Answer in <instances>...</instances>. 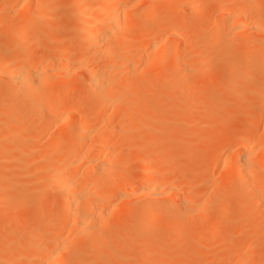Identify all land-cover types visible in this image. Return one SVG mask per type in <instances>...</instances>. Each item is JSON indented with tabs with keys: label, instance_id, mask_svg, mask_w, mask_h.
Instances as JSON below:
<instances>
[{
	"label": "rangeland",
	"instance_id": "1",
	"mask_svg": "<svg viewBox=\"0 0 264 264\" xmlns=\"http://www.w3.org/2000/svg\"><path fill=\"white\" fill-rule=\"evenodd\" d=\"M227 1L231 3L229 8H233L235 7L233 3L237 0ZM22 2L24 3V0H8V2H5L8 3V5L5 4L4 10L2 9L4 3L0 5V37H3L2 39L6 44L7 40L10 39L14 46L11 47L16 48L18 46L21 51L24 49L26 50V48L29 50V47H32V43L35 41L42 42L41 40L46 39V37L51 41L49 42V45L58 46L67 51H73L75 55L71 57L72 59H69L73 60L71 61L73 64H70V61H68L67 65L70 64L72 66V68H69L71 67L69 66L68 70L70 73L74 72L76 75L75 77L73 76L74 79H71L70 83L65 87L51 85L50 88L46 87V90L40 88V90L43 89L45 92L41 91V93L39 90V94L41 98L46 94H55L58 91H65L69 94L75 91V93L72 94H77L84 85L85 75L83 76L82 72L76 70L77 62L79 61V55L78 53L76 54V52H82V50L91 51L92 48L104 45V43H97L96 47L95 45L90 46L86 43L85 37V32L86 29H88L89 23L95 19H99L103 14L99 9L100 0H41L39 3L29 2V5L27 4V6H30V8L32 6L31 9H34V11L37 10L40 15L39 20L31 29L19 32V28L22 24L16 20V14L23 7ZM141 2L142 1L138 0L134 5L140 8L143 4L140 5ZM25 3L28 2L25 1ZM220 4V0H203L202 4L201 0H199L195 15L192 16L193 18L186 17L187 14L184 12H175L168 17H164L160 11L155 15V19H152V23H150L151 27L153 25L156 26V24L158 27L161 25L160 28L163 26H165L164 28L174 27L178 32L181 31L184 35L185 41L188 39L189 44L186 42L185 45H187V47L189 46V48L186 50L184 48V51H186L185 53L187 56L188 52L190 53L187 63L194 66L191 70V74L192 77L199 80L197 86L194 87L192 83H189L185 87H180L177 84L169 83L164 89L165 85L161 78L163 70L177 72V70L170 68L169 61L167 62L172 49L170 53H168L170 55L165 52L166 55L161 59L156 56L158 53L155 52L156 50L152 49V45H149L150 48L148 46L149 49L146 48V51L144 48L148 44H144L138 48L139 50L135 48L136 51L135 53L133 52L136 54H133L135 57L129 56L130 59L131 57L135 58L131 63L133 62L134 67L136 68L135 71L130 72L131 75H129V78H132L134 81L136 76L135 79L139 80H135V82L126 90L121 91V96L115 100L116 105L119 103L120 110L126 109L127 107L120 105L122 100L138 102L128 107L127 115L124 118L116 120L118 118L115 116H109L110 118L108 117V121L105 120L106 117L104 119L101 118L96 123L97 127L103 124V128H100L104 130L107 129L104 122H106L107 127H110V124L116 121V125L112 124L115 129L118 130L120 128L116 133L122 135L125 134L123 135L125 138L128 136L126 139H129L132 135L133 140V142L131 141V138L129 140V142H132L133 147L131 144L128 148L124 146L121 147V145V148L119 145H114L115 147L113 148L112 146L108 147L109 149H106L99 155L101 160L102 158L105 160L106 155L109 156L107 154L108 151L112 158L122 156L123 154L121 150H123L126 157H132L131 160H134V158L137 159V157L141 158V155L142 157H144L143 155L146 156L142 159H147L149 156L153 155V158L150 159L154 160V157H156L154 161L157 162V159L159 158L157 164H155L156 162L153 163L154 166L159 165L162 168L167 165H161L162 159L168 155H173L174 160L166 166V169L164 167L162 168L164 172L169 174V172L171 173V171H173V166L171 164L175 165V167H182L183 169L172 179H166L165 181L167 182L165 185L168 183L173 186L175 185L176 188L174 186V189L176 192H179H177V195H179L182 200L184 199L187 201L189 206H192L193 208L189 211L175 208L177 210L164 212L159 219L157 218L152 221L146 217L150 211H148L147 214L145 212L144 215L139 214L138 217V215L133 214L135 210L134 207L130 206L122 212L123 217H121L117 214V210H115L116 212H113L112 217L107 219L103 225L105 231L104 235L98 236V234L93 233L92 236H87L85 240L82 239L83 242L81 239V241H79V239L74 240L75 244H81V246L77 247V245H75L77 251H74L73 245V250H71L74 252L67 251L72 252L73 259L74 257H77V260L75 258V261L81 264H88L89 262H92V264H264V203L262 207L258 204V201L260 200L257 198L258 196L253 197L248 202L246 193L248 192L249 187L247 186V188L244 185L236 183L235 174H232L234 177L227 176L229 178L225 179L224 177H226V175L221 173H224V169L226 168V165H224L226 164L224 162L225 160L227 163L228 161H231V163H229L233 164L232 161L234 162L236 159L234 158L236 157V154L235 156L231 155V158L233 157L234 160L229 158V154H231V151L234 150V147L237 144L236 142H239L245 135L253 134L254 136L252 137H254V139L251 137L252 142H249V147L250 145L251 148L252 146L255 147L252 148L255 150H252L253 152L251 151V158L255 157L253 158V161H255L253 164L257 166L259 163V167H256L255 165L252 167L253 170L257 169L254 171L259 173L260 179L264 182V85L262 84L264 81V69L258 70V74L251 82H246L245 79H243L238 86L227 84L226 80L222 77L223 74H226L231 78L240 71H247L255 68L259 69L258 60L261 56L264 57V54L257 52V55L251 59H242L237 48L241 50V48L246 45H258L262 40H260L259 36H255L256 34H250L251 32L247 33L242 31V34L239 35H244V37L239 35L235 36L233 34L235 29L231 27L232 30L229 26L232 23V19L237 16L235 13L236 9L234 8L235 11L231 9V13H229L231 11L229 9L230 11L228 14H230V17L228 16L226 18L228 20H225L224 23L217 19L216 10ZM134 5L131 4V7ZM24 7H26V4ZM131 7L129 6V8ZM138 8L135 7L134 9V7H132L131 10L136 11ZM131 10H128L129 14L132 12ZM134 11L133 13H136ZM139 11L140 9L138 10V13L140 14ZM253 11L255 12H252L250 17L247 15L249 20H246L245 18V21H247L249 26H247L246 22L245 26L244 24L242 26L251 27L253 26L252 22H254V26L257 23H263L264 7ZM232 13L234 14V17ZM137 15L138 14H136V16ZM214 22H217V25L219 24L217 28H215L216 24L215 27L213 26ZM202 24L205 25L206 29L204 26L202 27ZM133 26L131 25L130 30H132ZM134 28L137 30L136 25ZM251 28L247 29L252 30ZM218 29L219 31L216 32ZM43 31L46 37H41L39 35L40 33L43 34ZM164 32L166 34V31ZM163 34L162 37L164 38L166 35ZM235 34H237V32ZM151 36L149 37L150 40ZM4 37L7 38L6 41ZM162 37H157L156 39L159 38L158 41L152 39V42H155L153 40H156V42H162L163 39L160 40ZM238 38L240 39L238 40ZM2 39H0V42L3 44V41H1ZM10 40H8V42ZM236 40H238L239 43L236 44ZM131 43L132 42H129V47L133 45ZM230 46L232 52H227L226 50ZM132 47H135V45ZM161 47L163 48V46ZM161 47L159 48L161 49ZM102 48H104V46L100 49ZM1 49L2 48L0 47V60L1 57H5L7 54L6 50ZM41 49H34L35 51L30 49L29 51L40 52L43 54V57H40L41 60H38V57L35 59V64L37 62L40 63L42 59L43 64L41 62V65L38 64L35 66L34 63H32L29 64V67L27 66V68L31 69L30 67L32 66L39 69L47 64L46 62L49 61L48 59L50 57V61L58 59V61H55V64L53 63L54 65H57L59 60L64 57V53H61L60 51H55V54L49 53L51 56L48 57L47 53L43 52ZM135 49L132 48L131 50L133 51ZM28 50H26L27 53L25 54L30 56ZM94 50L95 49L92 50V54L90 53L92 56L89 57L90 61H88L91 63L93 60V64L91 63L92 65H95L96 61L103 57V53H98L99 50H96V56ZM187 50L189 51L187 52ZM100 51L103 52L102 50ZM141 51L146 52H143V54ZM166 51L168 50L166 49ZM195 51L197 52L195 53ZM113 52H111V55L110 53L106 54L108 57L112 56L111 59L115 60L118 53L116 54L115 52L114 56L112 55L114 54ZM139 52H141V54ZM41 54L39 55L41 56ZM126 54H119L120 57H117L115 67L110 68L114 70L111 71L110 69L105 68V73L108 74L112 72L113 75H110H112L111 77L116 78L115 80H118L117 78L120 79L121 77H125V72L123 71L124 68H119L122 71L115 68H118L119 65L116 67V64H120L121 59H125L124 56ZM129 54L131 55L132 53L129 52ZM137 54L138 56L143 55L145 61H141V63L145 62L146 67L143 66L142 68L141 63L138 61L143 59L140 56L138 57ZM45 57L48 58L45 59ZM200 57H202L203 60L202 58L200 59ZM44 60H46V62ZM126 60L129 59L126 57ZM149 60L152 61L149 62ZM192 60L193 62H191ZM127 62L130 63V60ZM164 66L167 68H164ZM130 68L134 69L133 64H131ZM144 68L147 69V72H145L146 69ZM106 70H110V72ZM75 71L79 73L76 74L77 72L75 73ZM28 79L27 81L29 82L30 80ZM0 85V153L4 156H6L5 154L14 156L12 157V161L11 159L9 160V158L3 160L4 156L3 158H0L2 159L0 161V171H5V174L0 173V264H46L45 260L47 251L45 248L49 250L52 245V243L48 241V237L50 234H53L55 226L60 222L51 225L45 233H42V230L49 225L55 214L60 211L61 202L59 199L47 201V197L53 195L55 185L54 175L49 174L47 166L44 167V163H47V165L51 164L52 161L48 162L47 160L52 148H55L56 151L55 153L54 151L52 152L54 154H51L49 160L53 157L54 160L51 159L53 162H56L61 158L62 154L68 150L73 142L69 136L56 137L54 135L55 128L49 129L46 132L43 131L41 125H39V120H37L38 118L36 119L37 122L34 120L36 115L33 117V120L30 118L24 125L23 118L25 113L31 107L33 108L35 106L34 101L29 100L27 101L29 103L25 102L21 108L12 110L11 104L18 99H22L23 94L20 89L21 87L14 85L12 82L10 83L9 81H6L2 76H0ZM10 87L19 94L15 93L10 100H6L4 98L5 90ZM99 94L100 91L99 93H93L92 96L95 98L96 96L98 97ZM110 100L112 104L114 99H109V101ZM61 104L64 106L62 108L64 110L67 101H62ZM111 104L109 106L116 107L114 103L113 105ZM90 105L91 107L94 106V104L91 103L88 104L87 107ZM49 108L50 112H52L54 106H50ZM75 109L72 110V113L74 112L75 114L76 111L77 114H79L80 112L78 111H81V108L77 107ZM36 111V114L39 113L37 116L39 118L45 112V110L38 107L36 108ZM65 111L66 110H64V112ZM155 114H157V116L154 117L153 115ZM125 118L128 119L125 120ZM138 121L139 123H142L139 124ZM118 122L120 124L122 123L121 125H124L125 128H122V126L120 127V125L117 124ZM159 123L161 126L158 125V127L157 124ZM60 124L61 122H58V125ZM100 128L95 129L99 130ZM33 131H36V133ZM90 131V133L88 132L86 135L87 139H89L94 133L92 130ZM98 132L99 131H97V134ZM100 132L99 135H102L103 133ZM127 132H131V135L126 134ZM32 133L34 134L32 135ZM145 134L147 135L145 136ZM31 135L34 138L32 140L35 144L33 141L29 142L31 141ZM99 135L95 136L94 133L92 138L95 139V137ZM140 137L144 138L141 140L139 139ZM86 138L85 141L87 140ZM12 139H14V141L16 140V146L15 144L13 146ZM94 139H89L87 142H91ZM17 141L18 143H21V151H23L25 147L29 148L32 143L37 154L34 153V148L29 149L30 151L25 149L27 153H22L19 151ZM140 141L141 143L143 142L142 145L140 144ZM36 144H38V147H36ZM38 148L40 149L38 150ZM41 148L43 149L41 150ZM30 152H32V155L34 153V156H32ZM157 153L159 157H157ZM20 154L25 155L21 156ZM38 154L42 157L44 155V158H37ZM128 154L129 156H127ZM232 154H234V152ZM125 155H123V157H125ZM16 156L21 159L23 158L22 160L19 159L23 161L20 166L18 165V168L20 167V169L16 167L18 163L13 161L14 158L16 159ZM32 158L34 159L32 160ZM39 159L42 162H40ZM33 161L38 162L32 163ZM137 162L140 163L139 161H136V163ZM222 162L224 163V167L222 166ZM229 166L227 165V167ZM42 167L44 168L42 169ZM8 168L11 170L7 171L9 170ZM45 168L47 169L45 170ZM226 170H228L226 171L228 174L231 172L229 168ZM12 176L17 180V183L15 184L16 186L11 190H6L4 185ZM133 184L136 185L135 183ZM38 186H44L42 192L43 201H41V203H37L33 200L35 188ZM238 191H245V194L236 199L235 194ZM161 197H164V199L166 198L165 194H161ZM259 197L264 199V196L260 195ZM181 199L180 201H182ZM203 204L207 205V210L204 212L200 210ZM133 216L138 217L133 219H136V224L132 220ZM130 218L134 222L131 223L133 225L128 223ZM131 220L130 222H132ZM215 220L222 221L224 224L216 231H213L212 223ZM179 221L186 222L187 224V235H184L183 237L173 236L175 230L182 229V226L178 224ZM239 222L241 223L240 226ZM125 223L127 225H124ZM128 225L131 227H128ZM122 231H124V233ZM140 231L148 232V234L151 233L154 237L150 234L137 238L138 240H134L132 235L138 234ZM193 234L198 239L196 243L189 242V236ZM157 235H159L158 240L156 239V237H158ZM205 240L207 241L205 242ZM70 248L68 249L70 250ZM66 253H64V257H67L70 254L66 255ZM73 253L75 254L74 256ZM62 256L58 257L61 259ZM58 257L57 260L55 258V263L58 262L56 264H61L66 261L68 262L69 260L67 257L68 260H61L62 262L60 263Z\"/></svg>",
	"mask_w": 264,
	"mask_h": 264
},
{
	"label": "bare ground",
	"instance_id": "2",
	"mask_svg": "<svg viewBox=\"0 0 264 264\" xmlns=\"http://www.w3.org/2000/svg\"><path fill=\"white\" fill-rule=\"evenodd\" d=\"M25 1H27L28 3H25ZM133 1L134 0H100L99 9H100V11L103 12V14L99 19H95L94 21L89 23L88 29H86V32H85V37H86V43L90 46L95 45V47H96L97 43L98 44L104 43V45H103L104 48H102V49H100V48L103 46H101V47L97 46V48L100 47V48H98V50L100 49L103 52H101L100 50H99L100 51L99 52L97 50V48H92V50L95 49L94 54H96L98 51V53H100V54L103 53V57L98 59L96 61V64L94 63L95 65H92L93 60L91 61L92 64L88 62V61H90L89 57L92 56L91 55L92 54L91 52H93L92 50L91 51H89V50L83 51L82 50V52H76V54L78 53V55H79V58H78L79 61L77 62L76 70L82 72L83 76L85 75L84 85H83L82 89H80L77 94H72V93H75V91L72 92L71 94L66 93L65 91L64 92L58 91L55 94H53V93L52 94H50V93L46 94L42 98L40 97V94H39L40 88H44L46 90L47 89L46 87L50 88L51 85L52 86L65 87V86H67L68 83H70L71 79L72 80L74 79V77L76 75L74 74V72L70 73L68 70L69 68H72V66L70 64H73L71 62L73 60H69V59L75 55V53H73V51H67V50L59 48L58 46L49 45V42H51V41L48 39V37H46L44 35V31H43V34L40 33L39 35L41 37H46V39L41 40L42 42L35 41L34 43H32V47L31 48L29 47V50L33 49V51H35V50H39L42 48L41 50L43 52L47 53L48 57L51 56L49 53L52 54L55 51H60L61 53H64V57L63 58L60 57L61 60H59L57 65H54V64H55L56 60L58 61V59H56L55 61L54 60L50 61V59H51V57H50L48 59L49 61L46 62V60H44L47 64L40 67L39 69L37 67L34 68L31 65H30L31 69H29V68H27V66L29 67V64L34 63L35 66L40 64L41 62L43 64V59H42V61H40V63L37 62L35 64L36 57L39 58L38 60H41V58L43 57L42 56L43 54H41L40 52L29 51L26 48V50H28L30 53V56H28L27 54H25V53H27L25 49L24 50L22 49L23 51H21V49H19L18 46L16 47V44H15V47L18 49L12 48L11 46H13V42L10 39H8V40L11 41V45H10V41L8 42L6 37H4V39H5V41L7 40V44H6V42L4 43V40L2 39L3 37L2 38L0 37V39H2L1 41H3V44L0 42V47L2 48L1 50L4 49L7 52L6 56L1 57V60H0V76L4 77V79L6 81H9L10 83L12 82L14 85H18L19 87H21L20 89H21L22 94H23L22 99H20V100L18 99L17 101H14L11 104L12 110L13 109H19L23 106V104L25 102H27L29 100H33L35 103V106L33 108L31 107L29 110L26 111L25 116L23 118V124L25 125L29 121L30 118H32V120L35 118L34 119L35 121L38 118L37 120H39V125H41V129L43 131L46 132L49 129L55 128L54 135L56 137L69 136L73 142L71 144V146L68 148V150L65 151V153L62 154L61 158L60 159L58 158L59 160L56 162H53V160H54L53 157H51L53 160L51 158L49 160V157L51 156V154H54L56 151L55 148L54 149L52 148L51 152L49 153L50 156L47 155V156H49L48 160L46 159L48 162L52 161L51 164L47 165V163H44L45 166L41 165L44 167L47 166L48 169L45 168V170L47 169V171H49V174L54 175V185H55L54 189L55 190H54L52 196L47 197V201L59 199L61 202L60 211L57 212V214H55V216L53 217V220H51L49 225L46 226L45 229L42 230V233H45V231L48 230L51 225L58 224L59 222L61 223V224L59 223L60 225L58 224L55 226V230H54L53 234H50L48 237V241L51 242L52 245L50 246L49 250H47V248H45V250L47 251L46 252V260H45L46 264L58 263V262L55 263V258L57 260V257L58 256L60 257L62 255L63 256L61 257V259L58 257L60 259L59 260L60 263L62 262L61 260L65 261V260L69 259L68 262L66 261V262H62V263H64V264L65 263L66 264H81V263L75 261V258L77 260V257H74V259L72 258V252H74L76 250L75 245H77L74 243V240H76V239H79V241H81L82 239L85 240V238L87 236L90 237V235L92 236L93 233L98 234V236L104 235L105 231H104L103 225L107 219L112 217L113 212H116L115 210H117V214L121 217H123L122 212L130 206L134 207L135 210H134L133 214L138 215V217H139V214L144 215L145 212L147 214V212L150 211V212H148L146 217L150 221H152V220H155L157 218L159 219L160 216L162 215V213H164V212L177 210L175 208H179V209L185 210V211H189L191 208H193L192 206H189L187 201H185L184 199L182 200L180 198V196L177 195L179 192L177 191L178 192L177 193L176 190L174 189L175 185L173 186L169 183H168L169 185L168 184L165 185V183L167 182L165 180L166 179H172L174 176L179 174L183 169L182 167H175V165L171 164L173 166V171H171V173L169 172V174L168 173L166 174L164 172V170L162 169L164 166L162 168L159 165L154 166L153 163L156 162V161H154L156 157H154V160L150 159V158H153L152 154H151L152 156H149L147 159H142V158L146 157L145 155H143L144 157H142V155H141V158L140 157H137V159L134 158V160H135V162H134V160H131L132 157L131 156L129 158L126 157L123 150H121V149L120 150L122 151V154L125 155V157H123V155H122V156H116V157L111 158L109 151H108L107 154L110 157L105 154L106 155L105 160L103 158H102V160L99 158L100 157L99 155L101 153H103V151H105L106 149H109L108 147H111V146H112V148L115 147L114 145H116V146L119 145V147L121 145V147L124 146V147L128 148V147H130V144H131L133 147V144H132L133 140H132V135H131V132H133V131L126 133V134L131 135L129 137V139H126L128 137L127 135H126L127 137L125 138V136H123L125 134L122 135L120 133L119 134L116 133V131L120 130V128L118 130L115 129V127L112 125V124H115L116 121L114 123L112 122L110 124V127H107L106 122H104L105 127L108 129V131H107V129H104V130L101 129L104 126L103 124H102L103 126L100 125L99 127H97L96 123L101 118L104 119L106 117L107 118L105 120L108 121L109 116L110 117L115 116L116 118H118V119L115 118L116 120L122 119L127 115L128 107L130 105L136 104L138 102V101L129 102V101L122 100L120 102V105L121 106L124 105V107L127 106L126 109H123V110L119 109V103H117L118 106L115 103V100H117V98H119V96H121L120 95L121 91L126 90L130 85H132L135 82V80H137V79H135L136 78L135 75H134L135 78L133 77L134 81L132 80V78H129V75H131L130 72H133L136 69L134 67V63L133 62L131 63V61L133 59H135L134 58L135 57L134 55H136V54H134L136 51L135 48L138 49L139 47L143 46L144 44H148L144 48V50L147 51V49L150 48L149 45H152L151 46L152 49L156 50L155 52L158 53L156 56H158L161 59H163L164 55L170 53V51L172 49V51L170 53L171 55L168 54L170 56H169V60L167 59V62L169 61V67L173 68L174 70H177V72H171L168 70L167 71L163 70L161 78H162V81L164 82V85H165L164 89H165L166 85H168L169 83L177 84L180 87H185L189 83H192V85L194 87L199 84V80L197 78L192 77V74H191L192 73L191 70L194 66L187 63L188 56L190 55V53L188 52L189 50H187L188 56L185 53L186 51H184V48H185V50L189 48V46L187 47V45H185L186 42L188 43V39L185 41L184 35L181 33V31L178 32V30H176V28H174V27L164 28L165 26H163L160 28L161 25L158 27L157 24H156V26H154V25L152 27L150 26V23H152L151 22L152 19L154 20L155 15L157 13H159L160 11L162 12V15L164 17H168L172 13H175V12H184L187 14L186 17L193 18L192 16L195 15V11L197 9L199 0H182V1L181 0H139V1H142L140 3V5L143 3L140 8H138V6L134 5L135 2L136 3L138 2V0L137 1L135 0L134 2ZM202 1L203 0H201V4H202ZM0 2H1V0H0ZM5 2H8V0L7 1L2 0V2H1V4L4 3V5H2L3 10L5 7V4L8 5V3H5ZM29 2L39 3V2H41V0H24V3L22 2L23 7L21 5L22 8L16 14V20L21 22V24H22V26L19 28V32L31 29L32 26L39 20L40 15L38 14L37 10L35 9L36 11H34V9L33 10L31 9L32 6H31V8H30V6H27V4L29 5ZM220 3L221 4L219 5L216 12H217V19L222 21V22H224L225 20H228L226 18L230 15V14H228V12L231 9L234 11L236 9L235 13L237 14V16L235 18H233L234 20L232 19V23L229 26L230 28L233 27V29H235V32L233 31V34L235 36L242 34L241 33L242 31L247 32V33L251 32L250 34L254 33V34H256L255 36H259L260 40H262L258 45H256V44L246 45L245 47L241 48V50L239 48H237V46H236V48L240 52L241 58L242 59H251L257 55V52L264 54V19L262 21L263 23H259V24L257 23V24H255V26L253 24L254 22H252V25L254 26L253 27L250 25L252 28L251 27H244L245 22L247 24V21H245V18H246V20H249L250 14L252 12H255L253 10H258V9H261L262 7H264V0H242V1L237 0L235 3L232 2L235 6V7L232 6L233 8H229L231 3H229V1H227V0H223V1L220 0ZM25 4H26V7H24ZM131 4L134 5V6H132V7H134V9H135V7H137L138 10L140 9V11H139L140 14L138 13V10H136V11L133 10L134 12H136V13H133V11L131 10L132 9ZM129 6L131 8H129ZM128 10H131L132 14L131 13L129 14ZM232 10L229 13H231ZM136 14H138V15L136 16ZM247 15L249 16L248 18H247ZM233 17H234V14H233ZM260 22H261V20H260ZM215 24H216V27H215ZM243 24H244V26H242ZM131 25L132 26L134 25L132 28V30L134 29L133 32H132V30H130ZM135 25L137 27V30L134 28ZM203 26L205 28V25L202 24V27ZM213 26L215 28H217V26H219V24L217 25V22H214ZM247 26H249V24H247ZM162 28H163V30H162ZM247 28H251L252 30L247 29ZM162 31L163 32L166 31V34H165V32L163 34ZM217 31H219V29L216 30V32ZM236 32H237V34H235ZM238 32H240V33H238ZM161 33L163 35H166V36L163 38ZM149 34H150V36L152 34L151 40L149 38L150 37ZM153 34H154V36H153ZM156 34H157V36H156ZM158 34H159V36H158ZM228 35H229V33H228ZM160 36L162 37L160 40L163 39L162 42H156V40L158 41ZM239 36H242V35H239ZM247 36H248V34H247ZM152 37H155V38H152ZM157 37H159V38L156 39ZM242 37H244V35ZM245 37H246V34H245ZM50 39H53V38H50ZM152 39H156V40H153L155 42H152ZM239 39L240 38H238V40ZM54 40H55V38H54ZM148 40H150V41H148ZM238 40H236L237 41L236 44L239 43ZM129 42H132L131 44H133L130 47H129V45H130ZM151 42H152V44H151ZM134 45H135V47H132ZM148 46H149V48H148ZM161 46H163V48ZM184 46H186L187 48ZM159 47H161V49ZM132 48L135 50L132 51L131 50ZM166 49L169 52L166 51ZM119 50H121L122 53ZM113 51H115L116 54L118 53L116 56V59H117V57H120L119 54L120 55H122L124 53L128 54V56H127V54L124 56L125 59L123 57H122L123 59L120 58L121 59L120 64L119 63L116 64V67H117V65H119L120 67L118 66V68H115V69L124 68L123 71L125 72L124 73L125 77H121L120 79L117 78L118 80H115L116 78L111 77L113 74H112V72H110V70L111 71L114 70V69H110V68L115 67V63L117 62V60L111 59L112 56L111 57L107 56V54H109V53L111 55V52H113ZM128 51L132 54L130 55ZM146 51H141V52L143 53ZM148 51H150V50H148ZM226 51L232 52L231 46L228 47ZM115 52H113L114 54H112V55L115 56ZM141 52H139V53L141 54ZM165 52H167V53L165 54ZM196 52L197 51H195V53ZM31 53H33V54H31ZM37 53L41 54V56ZM138 54H137V56H138ZM153 54H155V53H153ZM36 55H38V56H36ZM59 56H58V58H59ZM96 56H97V54H96ZM129 56H134V57H131V59H130ZM148 56H150V55H148ZM48 57H45V59H47ZM126 57H127V59L130 60V63L133 64L134 69L130 68L131 64L129 62H127L129 60H126ZM140 57H142V59H143V55ZM94 58H95V56H94ZM201 58L202 57H200V59ZM138 60H140V59H138ZM197 60H199V59H197ZM202 60H203V58H202ZM68 61H70L69 65H67ZM75 61H76V59H75ZM134 61H136V60H134ZM141 61H145V60L143 59V60H140L138 62L141 63ZM151 61L149 60V62H151ZM191 62H193V60ZM74 64H75V62H74ZM129 64H130V66H129ZM146 64H147V62H146ZM258 64H259V69L255 68V69H249L247 71H240V72H237L234 75V77H231V78H230V76H227L226 74H223L222 77L226 80L227 84H229L231 86H238L243 81V79H245L246 82H251L256 77V75L258 74V70L264 69V57L261 56L259 58ZM141 65L143 68V66H145V62H142ZM69 66H71V67H69ZM73 67H76V66H73ZM105 68L110 69V70H106V71L110 72V73H108L109 75L105 73V71H104ZM164 68H167V67L164 66ZM121 69H119V71ZM144 69H146V68H144ZM148 69L151 70L150 68H148ZM72 71H74V70H72ZM77 71H75V73ZM142 71H143V69H142ZM145 72H147V69L145 70ZM78 73L79 72H77L76 74H78ZM110 74H112V75H110ZM134 74H135V72H134ZM116 77H117V75H116ZM28 78H30V79H28ZM27 79L30 81L28 82ZM262 84L264 85V81L262 82ZM113 86H115V87H113ZM0 87H1V85H0ZM10 88H8V89L5 88L6 90H5L4 98L6 100H8V99L10 100V98L15 93L19 94L18 92H15L14 89H12V88L10 89ZM41 91L43 92L44 90L42 89V90H40V92ZM99 91H100V94L98 95V97L96 96L94 98L92 96V94L95 92L99 93ZM42 95H44V94H42ZM15 98H17V97H15ZM109 99H112V100L114 99L112 104H111V100L109 101ZM119 100H121V99H119ZM119 100H118V102H119ZM62 101H67V105L65 106L66 108H64V110H66L65 112L62 109L64 107L61 104ZM27 103H29V102H27ZM91 103H93L94 106L91 107V105H90L87 107V105L91 104ZM113 103L116 105V107L109 106L110 104L113 105ZM188 104H190V103H188ZM49 105L54 106L52 112H50V110H49L50 109ZM138 106H139V104H138ZM37 107L45 110L44 114L43 115L41 114L42 116L39 115V116H41L40 118L37 117L39 113L36 114V112H37L36 108ZM77 107L81 108V111H78L80 113L77 114L76 111H75V114H74V112L72 113V110H74ZM153 116L155 117V116H157V114H155ZM146 118H148V117H146ZM126 119H128V118H125V120ZM173 120H174V118H173ZM150 121H148V122H150ZM58 122H61V124L58 125ZM121 122L124 123L123 121H121ZM138 123H139V121H138ZM138 123H137V125H138ZM141 123L142 122H140L139 124H141ZM117 124H119L120 127L122 126L119 122ZM152 124H154V123H152ZM178 124H179V122H178ZM129 125H130V122H129ZM129 125H127V126H129ZM133 125H134V123H133ZM133 125H131V126H133ZM158 125L161 126L160 123L157 124V126ZM94 127L95 128L101 127V128L99 130H97ZM123 127H124V125L122 126V128ZM90 130H92L95 133V136L99 135L100 131H101L100 133H103V134L99 135L97 137L94 136L95 137V139H94V138H92V136L94 135V133H93V135L91 137H89V139H94V140L91 142H87L89 139L86 138L87 137L86 135ZM97 131H99L98 134H97ZM105 131H106V133H105ZM33 132L36 133V131H33ZM34 133H32V135ZM134 133H136V132H134ZM32 135H31V141L28 140L29 142H32L33 141L32 139H34L32 137ZM146 135L147 134H145V136ZM252 136H254V135L253 134L252 135L251 134L245 135L239 142H236L237 144L234 147V150L231 151V154H229L230 157L228 156L230 159L234 160L233 157L231 158V155L235 156V154H236V157H234L236 159L234 160V162L232 161L233 164H230L231 161H228V163H227L226 160L224 161L226 164H224L222 162V166L224 167V165H226V168L224 169V173L223 172H221V173L226 175V177H224L225 179H228L231 176L232 177L235 176L236 183H239V184L244 185L246 187L248 186L249 189H248V192L246 193L247 194V201L249 202L253 197L258 196L257 198L260 199L258 201V204L262 207L263 203H264V201H262V200H264V199H261L259 196L260 195L264 196V182H263V180L260 179L259 173L258 172L256 173L254 171L257 169L253 170V167H252L253 165H255V164H253V162H255V161H253V158H255V157L251 158V154H252L251 151L253 150L252 148L254 146H252V148H251V145H250V147H249V142L250 141L252 142V140H251ZM85 138L87 139L86 141H85ZM130 138L132 141V142L130 141L131 143L129 142ZM143 138L140 137L139 139L142 140ZM148 138H149V136H148ZM252 139H254V137H252ZM15 141H14V139H12L13 146H14V144L16 146ZM33 143L35 144L34 141H33ZM20 144L21 143L20 142L18 143V141H17L19 151H21ZM140 144L142 145L143 142L141 143V141H140ZM31 145H32V143H31ZM31 145L29 148L25 147V149H27V150L33 149L34 146L33 145L31 146ZM37 145L38 144H36V147H38ZM25 149L21 152L26 154L27 152L25 151ZM39 149L40 148H38V150ZM42 149L43 148H41V150ZM33 150L35 151V152L34 151L33 152L35 154H37L35 148ZM53 151H54V153H52ZM233 152H234V154H232ZM34 153L32 155V152H30V154L32 156H34ZM112 153H114V152H112ZM25 154H23V155H25ZM5 155L6 156H4L3 154L1 155V153H0V158L1 157L3 158V156H4L3 160L6 158L7 159L9 158V160L11 159V161H12V157H14V156H11L9 154H5ZM23 155H21V156H23ZM105 155H103V156H105ZM18 156H19V154H18ZM18 156H16V159L14 158V160H13L14 162L18 163L16 165L17 168H18V165L20 166V164L23 163V161H21L23 158L22 159L18 158ZM38 156H41V155L38 154L37 158H40V159L44 158V155H43V157L42 156L38 157ZM127 156H129V154ZM157 157H159L158 153H157ZM17 158H18V160H17ZM19 159H21V160H19ZM33 159L34 158H32V160ZM40 159H39V161L42 162ZM230 159H228V160H230ZM1 160L2 159H0V161ZM158 160H159V158L157 159V162H159ZM172 160H174V156L168 155L162 159L161 165L167 164L166 166H168V164H170L172 162ZM19 161H21V162H19ZM136 161H139L140 163H138V162L136 163ZM251 161H252V163H251ZM36 162H38V161H36ZM36 162L33 161L32 163H36ZM157 162L155 164H157ZM139 164H140V166H139ZM227 165L228 166L230 165V166L227 167ZM258 165H259V163L257 164V166L256 165L255 166L259 167ZM166 166L164 167L165 169H166ZM44 167H42V169ZM228 168H229V170H231V172H229V174L231 173L230 175L226 172V171H228V170H226ZM18 169H20V167ZM37 169H38V166H37ZM168 169H170V168H168ZM10 170L11 169H9L7 171H10ZM1 171H0L1 174L2 173L5 174V171L4 172H1ZM232 171H233V173H232ZM13 174H15V173H13ZM30 174H31V172H30ZM232 174H235V175L233 176ZM227 176H229V177H227ZM14 178L12 176L7 181V183L4 185L6 190H11L12 188H14L16 186L15 184L17 183V180H15ZM18 181H19V179H18ZM133 183H135L136 185H134ZM175 188H176V186H175ZM214 189H215V187H214ZM43 190H44V186H38L37 188H35V193H34L35 195L33 196V200L35 202L41 203V201H43V199H42L43 198L42 197ZM119 192H120V195H119ZM244 192L243 191L236 192V194H235L236 199L239 197H242L245 194ZM161 194H165L166 198L164 199V197H161ZM180 199L182 201H180ZM200 210L203 212L206 211L207 205L203 204V206L200 208ZM136 217L137 216H133V218L132 217L131 218L133 220ZM131 218H130V220H131ZM142 218H143V216H142ZM130 220L128 222V223H130V225H133L131 223H134V222L136 224V219L133 220L134 222L132 220H131L132 222H130ZM51 223H53V224H51ZM126 223L124 225L128 224V223L127 224ZM178 224H180L182 226V229L175 230L173 233V236L183 237L184 235H187V224H186V222L179 221ZM223 224L224 223L222 221L215 220L212 223L213 231H216L217 229H219ZM130 225H128V227ZM240 225H241V223L239 224V226ZM125 231H126V229H125ZM122 232L124 233V231H122ZM135 233H137V232H135ZM150 234H148V232L140 231L138 234L132 235V237L134 240H138L137 238H141L143 236H147ZM157 236L158 237H156V239L158 240L159 235H157ZM83 240H82V242H83ZM197 240L198 239L196 238V236L194 234L189 236V242L190 243H192V242L196 243ZM206 241L207 240H205V242ZM78 243H80V242H78ZM73 245H74V251H72ZM78 246H81V244L77 245V247ZM68 248H70V250ZM67 250L72 251V252H68ZM79 250H80V247H79ZM64 253H66V255H68L70 253L67 256L68 259H67V257H64V255H65ZM74 255L75 254L73 253V256ZM70 257H71V259H70ZM64 258H66V259H64ZM96 258H97V251H96ZM88 264H92V262H89Z\"/></svg>",
	"mask_w": 264,
	"mask_h": 264
}]
</instances>
